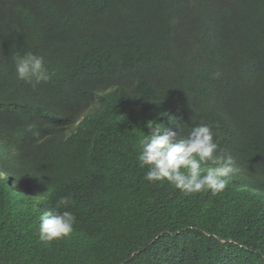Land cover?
I'll list each match as a JSON object with an SVG mask.
<instances>
[{"label": "trees", "instance_id": "16d2710c", "mask_svg": "<svg viewBox=\"0 0 264 264\" xmlns=\"http://www.w3.org/2000/svg\"><path fill=\"white\" fill-rule=\"evenodd\" d=\"M201 122L229 187L145 180L140 139ZM63 196L74 231L41 241ZM0 264H264V0H0Z\"/></svg>", "mask_w": 264, "mask_h": 264}, {"label": "clouds", "instance_id": "9594fccd", "mask_svg": "<svg viewBox=\"0 0 264 264\" xmlns=\"http://www.w3.org/2000/svg\"><path fill=\"white\" fill-rule=\"evenodd\" d=\"M247 29L251 30L252 26L248 25ZM14 60L17 80L33 87L50 82L56 75L42 55L17 53ZM151 126L152 122H149L148 127ZM216 129L218 125L201 122L184 136L162 126L145 134L139 141L137 155L139 167L147 169L144 179L167 181L185 195L202 191H211L213 195L223 192L238 169L233 156L220 147L221 133ZM73 204L71 196H63L53 210L43 212L39 224L41 241L51 243L74 231L76 216L68 210L60 211Z\"/></svg>", "mask_w": 264, "mask_h": 264}]
</instances>
